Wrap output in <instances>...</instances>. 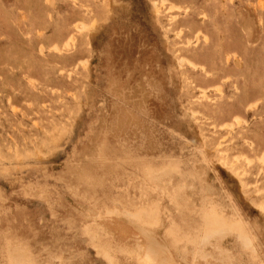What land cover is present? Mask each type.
I'll list each match as a JSON object with an SVG mask.
<instances>
[{"label":"rangeland","instance_id":"1","mask_svg":"<svg viewBox=\"0 0 264 264\" xmlns=\"http://www.w3.org/2000/svg\"><path fill=\"white\" fill-rule=\"evenodd\" d=\"M218 215L264 264V0H0V264H192Z\"/></svg>","mask_w":264,"mask_h":264},{"label":"bare ground","instance_id":"2","mask_svg":"<svg viewBox=\"0 0 264 264\" xmlns=\"http://www.w3.org/2000/svg\"><path fill=\"white\" fill-rule=\"evenodd\" d=\"M173 8V7H172ZM221 160V159H220ZM232 165V164H231ZM230 165V166H231ZM234 168V167H233ZM230 169V168H229ZM165 170V169H164ZM148 171L147 170V174L149 176V178L156 183L157 185L162 184L159 183V181L161 180V178H163L161 176V174L159 172H155V171ZM174 172V171H171ZM235 172V171H234ZM167 174V173H166ZM164 175V174H163ZM172 175V174H171ZM161 177V178H160ZM169 177V176H168ZM172 177V176H171ZM206 178V182L209 184V186L207 187V194H209L210 196L213 194H215V187L213 185L210 184V180ZM166 181V180H165ZM196 182V181H195ZM241 182H243L241 180ZM164 185V184H163ZM168 185V184H167ZM160 186V185H159ZM184 189V188H183ZM181 192V191H180ZM217 193V191H216ZM258 193V192H257ZM180 194V193H179ZM178 194V195H179ZM193 194V193H192ZM180 196V195H179ZM179 196H176L179 197ZM194 196V195H193ZM197 196V194H196ZM181 197V196H180ZM187 199V198H186ZM193 199V198H191ZM199 199V198H198ZM182 205V204H181ZM180 205V206H181ZM199 205V202L197 201V199H193L192 202V207L194 206L196 208V206ZM179 206V207H180ZM182 207V206H181ZM181 209V208H180ZM184 211V210H183ZM147 213V210L145 211H141V212H134L131 213L129 211H125L123 213L115 211V210H109L107 212V216L105 218H103L101 220V222H99L98 227H97V231L99 232L97 235H101V236H107L111 230H108L109 227L104 223L105 220H111L114 221L116 223H118V218H120L119 216H128V218L134 220L135 222L138 223H143V221H145L144 219H142V215H144V213ZM159 212V211H158ZM182 212V211H181ZM180 213V210H179ZM183 213V212H182ZM157 216V215H156ZM179 216V215H178ZM191 216V215H190ZM142 217V218H141ZM126 218V219H128ZM145 218V215H144ZM121 219H123L121 217ZM155 219V218H154ZM133 221V223H134ZM154 221V220H153ZM172 221V220H171ZM107 222V221H106ZM131 222V221H130ZM146 222V221H145ZM148 222V221H147ZM194 222L199 223L197 220L194 219ZM149 223V222H148ZM203 226H202V231L200 234V247H199V252L194 253L193 257H192V264H216V261H225L224 263H229V264H243L244 263V259H243V252L247 253L245 254L247 256V259L249 258L250 261L252 262V253L255 251V244L250 236V234H248L246 231H244L242 229V227L236 223H228L225 219V217L223 215H218V217H214L211 218L210 216H206L204 220H202ZM135 224V223H134ZM120 225V224H119ZM142 225V224H141ZM117 226V225H116ZM140 226V224H139ZM146 226V225H145ZM148 226V225H147ZM158 227V226H157ZM118 228V227H117ZM116 228V229H117ZM147 228V227H146ZM153 228V227H152ZM151 228V229H152ZM115 229V230H116ZM123 231V227L121 228ZM155 229V228H153ZM119 230V229H118ZM121 231V230H120ZM126 231V230H125ZM91 232V230H90ZM122 232H120L121 234ZM122 236H125V232L124 234H121ZM127 235V234H126ZM94 236V235H93ZM226 236H234L236 238V240L238 241V243L242 246L243 249H236L237 253L239 254V257H235L233 256V254H230V250L227 249L222 243V238L226 237ZM172 239V238H171ZM142 243V242H141ZM139 244V243H138ZM137 244V245H138ZM143 245V244H140ZM213 248V249H208V248ZM142 248V247H141ZM145 248V247H144ZM102 252V254L106 257L107 261L109 262V264H117L115 256L112 254L113 251H111V247L109 245H104L101 246L99 248ZM124 251H126V249H123ZM140 250V249H139ZM131 254L135 253V251L133 250H128ZM151 251V250H150ZM146 250V254L144 251V256L141 257L140 259L142 261H144V264H152L151 262H153V257L152 254L153 252ZM179 252V251H178ZM178 254V253H177ZM249 256V257H248ZM248 259V260H249ZM183 260V259H182ZM222 260V261H221ZM247 260V261H248ZM11 264H15L13 263L12 260H10ZM202 261V262H201ZM204 262V263H203ZM221 264V263H220Z\"/></svg>","mask_w":264,"mask_h":264}]
</instances>
